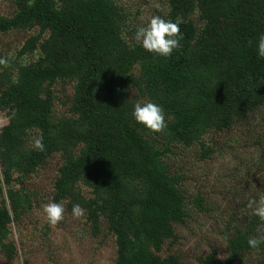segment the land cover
I'll list each match as a JSON object with an SVG mask.
<instances>
[{
  "label": "trees",
  "instance_id": "1",
  "mask_svg": "<svg viewBox=\"0 0 264 264\" xmlns=\"http://www.w3.org/2000/svg\"><path fill=\"white\" fill-rule=\"evenodd\" d=\"M0 16V35L27 31L17 58L0 52V251L18 256L13 225L34 208L25 181L59 155L52 202L79 204L93 237L106 227L117 249L115 264H188L162 256L177 242L176 227L189 218L181 174L169 170L175 148L200 145L201 160L219 153L207 142L264 108V59L255 44L264 33V0H168L167 20L183 33L181 46L164 59L129 41L126 14L116 0H13ZM37 55L30 62L28 56ZM72 85L64 101L57 85ZM153 101L167 127L153 133L135 122L132 105ZM56 101L63 112H57ZM41 139L44 151L32 146ZM260 193H264V181ZM194 207L203 212L198 195ZM227 234L230 254H210L199 264H236L264 245L255 218Z\"/></svg>",
  "mask_w": 264,
  "mask_h": 264
},
{
  "label": "rangeland",
  "instance_id": "2",
  "mask_svg": "<svg viewBox=\"0 0 264 264\" xmlns=\"http://www.w3.org/2000/svg\"><path fill=\"white\" fill-rule=\"evenodd\" d=\"M116 1L126 14L129 30L136 31L153 16L167 20L168 0ZM15 11L13 0H0V16H12ZM30 34L12 31L0 35V52L7 58H17ZM134 34L126 35V38L135 41ZM36 58L37 55H32L23 61ZM56 89L62 101L72 93L70 84H59ZM56 109L58 113L63 112L62 102L56 101ZM8 122L9 117L1 115L0 130ZM206 140L219 153L201 160L202 149L196 145L189 149L175 148V154L168 159L170 172L185 178L182 186L190 216L184 225L176 227L177 242L167 244L161 255L176 254L188 264H199L213 253L226 260L230 254L227 234L232 237L236 228L247 229L250 222L258 218L251 215L248 203L260 194L264 181V108L252 113L242 124L224 133H212ZM60 166V156L55 155L45 168L25 181L37 204L19 225H13L11 241L18 247V256L8 260L0 251V264H115V240L106 227L100 236L93 237L86 219L82 222L74 218L64 203L63 221L55 226L47 222L43 206L52 202ZM198 195L205 199L207 209L203 212L194 207ZM261 223L263 226L264 221ZM258 261L259 254L249 253L236 264H258Z\"/></svg>",
  "mask_w": 264,
  "mask_h": 264
},
{
  "label": "clouds",
  "instance_id": "3",
  "mask_svg": "<svg viewBox=\"0 0 264 264\" xmlns=\"http://www.w3.org/2000/svg\"><path fill=\"white\" fill-rule=\"evenodd\" d=\"M182 39L183 33L179 25L158 15L151 17L146 25L137 28L134 34V40L140 47L164 59L172 56L173 51L181 46ZM255 52L258 59H264V33H260L257 38ZM132 116L136 123L153 133L162 132L167 127L163 107L150 100L136 101L132 105ZM33 147L41 152L45 150L41 139H35ZM248 208L251 210V215L264 221V193L251 199ZM65 211L62 202H49L43 206L45 218L53 226L63 221ZM71 214L74 218L81 219L82 222L86 219L84 209L79 204L72 206ZM247 244L252 249H259L264 245V234L250 237Z\"/></svg>",
  "mask_w": 264,
  "mask_h": 264
}]
</instances>
